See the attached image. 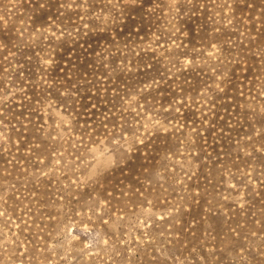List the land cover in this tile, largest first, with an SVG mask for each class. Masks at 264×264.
I'll list each match as a JSON object with an SVG mask.
<instances>
[{
	"label": "rangeland",
	"instance_id": "1",
	"mask_svg": "<svg viewBox=\"0 0 264 264\" xmlns=\"http://www.w3.org/2000/svg\"><path fill=\"white\" fill-rule=\"evenodd\" d=\"M0 264H264V0H0Z\"/></svg>",
	"mask_w": 264,
	"mask_h": 264
}]
</instances>
